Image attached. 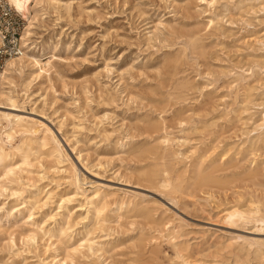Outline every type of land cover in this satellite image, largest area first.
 Returning <instances> with one entry per match:
<instances>
[{
	"label": "rangeland",
	"instance_id": "obj_1",
	"mask_svg": "<svg viewBox=\"0 0 264 264\" xmlns=\"http://www.w3.org/2000/svg\"><path fill=\"white\" fill-rule=\"evenodd\" d=\"M59 1L69 11L63 7L58 16L51 10L37 33L60 41L57 55L67 61L51 82H35L30 99H21L12 113L49 129L65 155L58 164L32 157L24 171L9 180L0 178V208L7 211L22 206L13 195L16 189L24 201L36 188L44 191L23 218L1 222L2 227L15 225L16 232L13 249L10 234L0 232V264H59L64 259L65 264H264V255L244 251L238 256L226 248L236 237L264 244V223L230 225L222 212L248 197L251 189L264 196V170L248 188L240 182L222 192L215 186H192L170 196L140 182L137 173L171 161L135 154L139 148L157 147L165 135L179 154L197 149L211 159L240 142L242 125L233 113L240 106L234 101L236 88L240 83L264 84V68L251 64L264 61V0L239 6L238 0H218L214 7L202 0ZM210 11L223 19L218 30L206 28ZM196 32L204 49L194 52L189 43ZM32 72L27 68L25 77ZM240 77L245 80L235 82ZM186 79L194 90L179 88ZM6 108L0 100V111L11 113ZM151 121L160 124L158 132L148 130ZM18 140L19 135L15 144ZM247 159H239L237 169L232 167L236 162L225 166L224 174L232 178L249 165ZM259 162L264 169V150ZM185 163L190 166L189 160ZM208 168L205 163L203 169ZM74 169L80 190L69 182ZM96 190L115 199L105 221L96 222L87 210H79L84 192L89 196ZM47 193L55 197L47 201ZM73 193L79 196L66 206L73 211L68 217L59 206L61 197ZM131 198L148 207L157 223L137 211L120 214L116 203ZM221 203L227 207H219ZM4 214L0 211V217ZM30 214L38 216L35 223L27 222ZM165 224L174 230L172 239ZM63 227H69L63 240L37 230ZM30 232L36 234L34 243L23 241ZM85 241L93 243L95 255L81 249L68 257L69 250ZM177 248L185 250L186 261L178 258Z\"/></svg>",
	"mask_w": 264,
	"mask_h": 264
},
{
	"label": "bare ground",
	"instance_id": "obj_2",
	"mask_svg": "<svg viewBox=\"0 0 264 264\" xmlns=\"http://www.w3.org/2000/svg\"><path fill=\"white\" fill-rule=\"evenodd\" d=\"M11 5L20 13V15L27 20L28 25L23 33L22 45L25 47L26 52L17 58H12L7 61L4 70L0 71V100L8 106L7 111H0V170L2 180H9L12 176H15L18 171H24L23 167L31 165L32 157H35L38 162L42 159H53L57 164L60 162L61 157H64L65 153L56 137L51 133L49 129L43 130L41 124L35 119L27 116L15 115L14 111H17L19 107V101L21 99H30L29 93L33 88L35 82H40L43 79H47L51 82L52 74H59V66L62 62L67 60L58 56L62 45L60 41H52L51 37L47 40L37 32L47 19L51 17V14L59 13L60 9L64 7L66 11H69L67 4H62L59 0H8ZM206 1L210 6L214 7L218 0H202ZM261 1V0H238L235 5L239 6L246 2ZM263 4V2H261ZM264 6V5H263ZM53 12H52V11ZM227 10V8L225 9ZM264 10V8H263ZM58 15V14H57ZM210 18L206 28L218 30L219 23L223 21L219 18L218 14L210 11ZM214 15V16H213ZM59 16V15H58ZM190 46L195 51H202L204 49L200 32H196L192 35L190 40ZM50 53V54H49ZM51 55V56H50ZM50 56V57H48ZM50 58V59H49ZM252 66H259L264 68V61H253ZM239 69L243 67L237 65ZM27 68L32 69V73L29 77H25ZM247 71H251L254 75L252 68H248ZM258 76H261L259 74ZM245 80V78H238L235 82ZM262 80L258 81L260 84ZM181 90L190 92L194 90L193 83L186 79L179 83ZM260 85H252L250 82L248 85L243 83L238 84L236 88L235 104H240L237 111H234V117L238 118V122L241 123L240 142L231 147H226L222 153H220L216 159H211V155H206L197 149L190 151L188 154H179L175 151L173 142L168 135H165L159 142L157 147H143L135 150V154L139 156H151L155 160L165 162L167 159L171 161L169 165L156 164L152 169L140 170L137 173V178L140 182L146 183L151 189L162 191L170 196L175 194H181L187 187H203V186H215L219 191L229 190V186L235 182L247 183L246 187L255 186L262 176L264 169L260 168L259 158L262 156L264 150V89ZM200 93L203 88L197 89ZM239 100V102H238ZM229 113L228 115H231ZM233 118L230 119L232 121ZM148 130L152 132H158L160 130V124L158 122H149ZM19 135L18 143L16 142V136ZM242 137V138H241ZM45 151V152H44ZM45 155V156H44ZM44 156V157H43ZM230 156V161H224L226 157ZM247 157H249L247 159ZM247 159L245 166L239 173L232 175L229 178L224 174L226 171L225 166H229L234 162H238L239 159ZM187 160H189L190 166H188ZM185 161V162H184ZM184 165L179 167L180 164ZM209 164L207 170L203 169V165ZM255 163L254 166L252 164ZM237 164H233L232 167H238ZM193 166V171L190 172L189 168ZM71 178L69 182L77 186L80 190L79 174L76 169L70 172ZM236 176V177H235ZM29 199H22V191L16 189L13 193L14 196H18L22 200L21 207H12L7 211L4 207L0 208V211H4L5 214L0 217V232H6L10 234L12 243L9 245L11 249L13 245V236L16 232L14 230L15 225L8 227H2L1 222H12L18 218H23L26 212H31V206L40 202V197L44 194V191L36 188L35 192L31 193ZM48 200L55 197L54 193H47ZM77 193H73L67 197H61L60 210H65L68 217H72L73 211L66 207L74 202V198L77 197ZM248 197L241 196L239 200L231 206L232 208L224 209V218L230 225H238L240 223H264V196L256 195L253 190H249ZM83 197L85 203H83L79 210H87L89 214L93 215L94 221H105L106 214L112 206L113 194L96 190L93 194L87 196L84 192ZM38 198V199H37ZM209 198H214L210 195ZM35 199V200H33ZM176 199V197L174 198ZM19 201V199L17 200ZM140 200L135 198L123 199L121 202L116 203V207L120 214H125L131 211H137L145 218L153 219L154 217L149 212L148 207L141 206ZM131 207L133 209H131ZM219 207H227L226 203H221ZM38 220V216L30 214L28 216V223H35ZM70 225V222L68 223ZM164 225V229L167 231L170 239L174 237V230ZM56 226V225H55ZM44 236L49 238L57 237L58 240H63L67 236L68 228L59 229H39ZM36 242V234L30 232L23 236V241ZM242 243L239 244V241ZM235 243H230L226 248L231 249L232 252H237L239 256L242 252L247 251L248 254L254 252L255 257L264 255V250L261 248L264 244L254 241L251 242L243 237H236ZM237 244V245H236ZM256 246V248H255ZM255 248V249H254ZM81 249H85L88 252L96 254L93 249V243L91 241H85L79 247L69 250L68 257L73 256L75 253H79ZM184 249L177 248V256L179 259L186 261L188 256L184 254ZM101 252V251H99ZM103 252L97 256L100 257ZM187 256V257H186ZM68 259H64L59 264H65Z\"/></svg>",
	"mask_w": 264,
	"mask_h": 264
},
{
	"label": "built area",
	"instance_id": "obj_3",
	"mask_svg": "<svg viewBox=\"0 0 264 264\" xmlns=\"http://www.w3.org/2000/svg\"><path fill=\"white\" fill-rule=\"evenodd\" d=\"M28 25L8 0H0V71L7 61L22 56L27 49L22 45Z\"/></svg>",
	"mask_w": 264,
	"mask_h": 264
}]
</instances>
